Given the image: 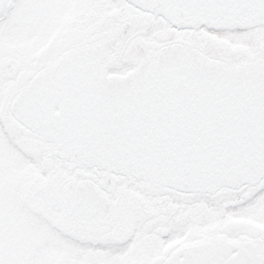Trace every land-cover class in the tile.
<instances>
[{"label":"snow or ice","instance_id":"obj_1","mask_svg":"<svg viewBox=\"0 0 264 264\" xmlns=\"http://www.w3.org/2000/svg\"><path fill=\"white\" fill-rule=\"evenodd\" d=\"M0 264H264V0H0Z\"/></svg>","mask_w":264,"mask_h":264}]
</instances>
